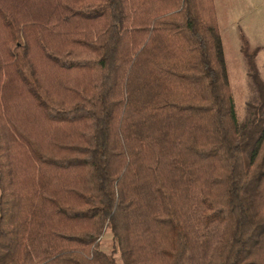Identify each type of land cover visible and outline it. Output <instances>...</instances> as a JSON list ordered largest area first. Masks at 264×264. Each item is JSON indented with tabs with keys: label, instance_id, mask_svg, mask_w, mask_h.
Segmentation results:
<instances>
[{
	"label": "trees",
	"instance_id": "obj_1",
	"mask_svg": "<svg viewBox=\"0 0 264 264\" xmlns=\"http://www.w3.org/2000/svg\"><path fill=\"white\" fill-rule=\"evenodd\" d=\"M240 39L243 123L214 0H0V264H264Z\"/></svg>",
	"mask_w": 264,
	"mask_h": 264
},
{
	"label": "rangeland",
	"instance_id": "obj_2",
	"mask_svg": "<svg viewBox=\"0 0 264 264\" xmlns=\"http://www.w3.org/2000/svg\"><path fill=\"white\" fill-rule=\"evenodd\" d=\"M214 6L236 112L239 122L243 123L249 117V107L255 101L256 95L248 78L240 37L245 36L253 50L260 49L257 64L264 79V0H214ZM112 246V235L107 232L101 241V248L106 254H110ZM116 258L119 260V254Z\"/></svg>",
	"mask_w": 264,
	"mask_h": 264
}]
</instances>
